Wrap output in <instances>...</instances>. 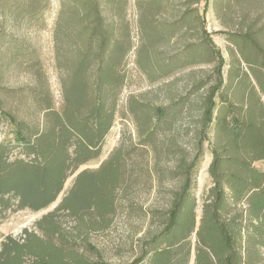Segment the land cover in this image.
<instances>
[{
    "label": "rangeland",
    "instance_id": "374dc122",
    "mask_svg": "<svg viewBox=\"0 0 264 264\" xmlns=\"http://www.w3.org/2000/svg\"><path fill=\"white\" fill-rule=\"evenodd\" d=\"M82 2L1 0L0 97L4 111L31 128L45 124L41 101L46 91L55 110L64 105L63 88L71 64L84 48V21L79 17ZM205 5L206 0H128L126 20L132 50L123 68L127 80L100 156L73 171L48 208L17 210L15 201L12 210L0 211V255L11 240L27 244L26 233L49 242L39 225L56 219L69 239L82 237L81 241L87 239L93 246L98 257L81 249V244L75 249L89 262L132 264L162 232L174 199L185 186L188 167L196 161L191 192L197 201L199 228L215 186L210 174L214 151L228 138L218 124L222 118L231 119L222 103L226 98L236 108L241 106L239 113L245 117L244 126L230 132L247 134V142H254L264 153V63L258 57L264 60V0H208L206 11ZM117 6H106L105 16L119 21ZM61 17L68 31L58 50L55 35ZM175 27L177 35L170 37ZM246 34L251 36L243 44ZM59 51L66 69L59 68ZM189 52L196 64L152 79L162 72L167 58ZM211 101L216 104L214 121L206 130V109ZM158 109H166L161 121ZM15 134V127L4 120L0 147L12 151L11 161H27L22 147L16 145ZM120 154L124 160L121 178L118 171L108 172L112 177L106 189H101L100 200L107 207L114 196L112 189L118 185L113 214L101 216V220L85 216L80 221L64 212L52 216L74 188L80 169L96 172ZM252 168L264 172V160L254 161ZM237 210L247 211L248 203H241ZM54 241L58 243L57 237ZM191 241L198 246L197 234ZM244 247L245 264H264V245L254 235L245 236ZM69 250L67 261L75 256ZM24 261L35 262L28 257Z\"/></svg>",
    "mask_w": 264,
    "mask_h": 264
},
{
    "label": "trees",
    "instance_id": "16d2710c",
    "mask_svg": "<svg viewBox=\"0 0 264 264\" xmlns=\"http://www.w3.org/2000/svg\"><path fill=\"white\" fill-rule=\"evenodd\" d=\"M108 1L109 4L107 0L82 2L79 17L84 21V48L71 64V73L63 88L61 110L54 109L50 93L46 91L41 101L45 124L31 128L4 111L0 97V126L4 120L11 122L16 129V145L21 146L22 153L29 158L27 161H11L12 151L0 147V211L12 210L15 201L17 210L38 212L48 208L58 199L70 174L100 156L114 124L119 97L127 80L123 68L132 50L126 20L128 0ZM115 4L118 5L119 21L105 16V7ZM207 6L208 0L205 11ZM176 28L171 29L170 37L177 35ZM67 31L61 17L55 35L58 50L64 45ZM247 36L251 34L244 35L241 43H246ZM60 56L59 68L66 69ZM258 57L264 63L263 57ZM143 63L146 65L145 60ZM143 63L139 64L146 70ZM196 63L191 52L179 58L176 55L167 58L162 72L151 77H168ZM222 103L230 111L231 119L222 118L218 124L228 138L214 151L210 174L215 186L209 195L210 202L205 206L201 226L198 228L197 201L191 192L196 161L188 167L187 181L174 199L162 232L149 241L143 255L132 264H245V236L254 235L264 245V172L252 168L254 161L264 160V153L255 148L254 142H247V134L230 132L245 124V117L239 113L241 106L236 108L227 98ZM215 108L213 101L207 106L206 130L214 121ZM165 111L157 110L158 120L165 116ZM123 161L120 154L96 172H82L52 216L64 212L71 219L80 221L85 216L101 220V216L113 214L118 185L112 189L114 196L108 208L101 203V189H106L112 177L108 172L118 171L121 178ZM245 201L248 210L240 212L237 208ZM54 220H46L45 226L39 225L49 242L26 233L29 237L27 244L11 240L9 247L4 246L0 264H25L27 257L34 259V264H106L100 260L89 262L78 254L75 249L81 244V249L98 257L87 239H69ZM194 234L199 240L197 247L191 241ZM56 237L58 243L54 241ZM68 249L70 255L72 252L75 255L70 261L66 259Z\"/></svg>",
    "mask_w": 264,
    "mask_h": 264
},
{
    "label": "water",
    "instance_id": "95a60500",
    "mask_svg": "<svg viewBox=\"0 0 264 264\" xmlns=\"http://www.w3.org/2000/svg\"><path fill=\"white\" fill-rule=\"evenodd\" d=\"M84 170H85V168L80 169V170L77 172L76 176L78 177V176H79Z\"/></svg>",
    "mask_w": 264,
    "mask_h": 264
}]
</instances>
